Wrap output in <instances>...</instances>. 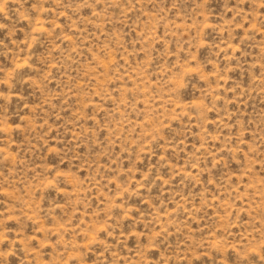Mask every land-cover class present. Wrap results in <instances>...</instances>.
<instances>
[{
  "label": "rangeland",
  "instance_id": "1",
  "mask_svg": "<svg viewBox=\"0 0 264 264\" xmlns=\"http://www.w3.org/2000/svg\"><path fill=\"white\" fill-rule=\"evenodd\" d=\"M0 264H264V0H0Z\"/></svg>",
  "mask_w": 264,
  "mask_h": 264
}]
</instances>
